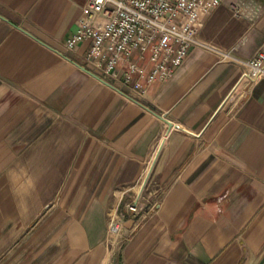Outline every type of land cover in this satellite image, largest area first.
Segmentation results:
<instances>
[{
  "label": "crops",
  "instance_id": "0c3cea01",
  "mask_svg": "<svg viewBox=\"0 0 264 264\" xmlns=\"http://www.w3.org/2000/svg\"><path fill=\"white\" fill-rule=\"evenodd\" d=\"M85 3L0 0V264H264V0L144 96L68 48Z\"/></svg>",
  "mask_w": 264,
  "mask_h": 264
},
{
  "label": "built area",
  "instance_id": "2783aa9c",
  "mask_svg": "<svg viewBox=\"0 0 264 264\" xmlns=\"http://www.w3.org/2000/svg\"><path fill=\"white\" fill-rule=\"evenodd\" d=\"M224 0H86L69 49L89 42L92 72L122 82L145 95L149 86L168 81L191 47L202 44L204 20ZM243 79L264 76V45L246 62ZM131 210L136 211L134 206ZM111 231L117 227L111 225Z\"/></svg>",
  "mask_w": 264,
  "mask_h": 264
},
{
  "label": "water",
  "instance_id": "95a60500",
  "mask_svg": "<svg viewBox=\"0 0 264 264\" xmlns=\"http://www.w3.org/2000/svg\"><path fill=\"white\" fill-rule=\"evenodd\" d=\"M94 75V74H93ZM94 76H96L98 79H100V80H102L100 77H98L97 75H94ZM165 119V118H164ZM165 120H167V119H165ZM167 122L171 125V126H174V125H172V123L170 122V121H168L167 120Z\"/></svg>",
  "mask_w": 264,
  "mask_h": 264
},
{
  "label": "rangeland",
  "instance_id": "374dc122",
  "mask_svg": "<svg viewBox=\"0 0 264 264\" xmlns=\"http://www.w3.org/2000/svg\"><path fill=\"white\" fill-rule=\"evenodd\" d=\"M114 233V232H113Z\"/></svg>",
  "mask_w": 264,
  "mask_h": 264
}]
</instances>
